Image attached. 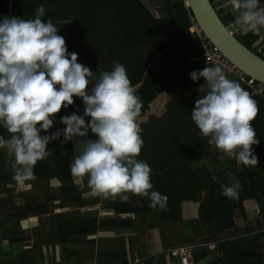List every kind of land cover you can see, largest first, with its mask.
<instances>
[{"label":"crops","instance_id":"crops-1","mask_svg":"<svg viewBox=\"0 0 264 264\" xmlns=\"http://www.w3.org/2000/svg\"><path fill=\"white\" fill-rule=\"evenodd\" d=\"M85 1L88 0H20L16 4L27 6V10L30 6V16L36 19L56 12L53 21L65 30L74 24L76 13L72 8ZM138 3L155 19L162 20L169 17L170 8L175 12L176 0H138ZM9 6L12 7L9 0H0V264H181L172 251L184 246H194L189 254L193 264H264V166L252 169L246 178L238 171L249 150L236 158L242 147L248 112L240 108L221 116L225 121L231 113L229 122L228 119L224 122L231 140L211 150L204 162L191 166L199 178H211L225 171L226 160L235 159L231 169L228 165L227 228L217 227L214 221L218 219V212L209 189L204 187L201 200H185L183 187L187 176L184 171H178L175 179L179 184L160 187L164 193L153 179L159 172L151 166L134 165L133 159L128 160L127 166L113 171L103 168L99 175L75 173L74 184L85 201L80 205L70 188L55 174V165L45 152L50 134L43 133V129L55 134L71 127L57 115L60 105L55 107L54 99L49 105L46 99L43 106L39 101L40 87L45 85L50 90L46 74L42 76L48 70L47 58L50 54L55 57L58 51L51 48V34H43L47 28L43 24L27 27L22 32L25 22L22 8L15 11L13 20L19 24L14 26L20 31L13 32V11H9ZM246 24L241 26H245L243 30L240 27L235 32L245 38L255 31L258 38L252 46L259 50L264 41V25ZM156 38L163 40V37L159 34L150 40L160 46L154 42ZM88 46V42L79 39L69 54L86 63ZM196 46L201 54L200 39ZM64 56L65 62L60 67L73 73L69 58ZM114 63L120 70L124 66V63ZM193 63L202 67L201 73L189 78L194 94L223 80L212 68ZM203 71L207 74L200 77ZM204 83L208 84L206 88ZM199 86L204 88L198 89ZM252 97L258 98L253 94ZM119 98L123 102L120 103L122 122L125 102L121 94ZM171 102L172 96L162 85L160 94L139 119V124L148 122L150 116L163 118ZM115 120L117 123L119 119L115 116ZM128 123L132 127V122H124ZM260 125L264 130V118ZM23 145L31 151L18 149ZM35 156L39 163L42 158L45 174L35 175L28 164ZM232 174L235 184L230 181ZM161 175L165 176L166 172ZM233 190H239L244 199L234 200ZM117 203L134 204L135 209L124 211L121 205L119 209L123 211H119L114 207Z\"/></svg>","mask_w":264,"mask_h":264},{"label":"trees","instance_id":"trees-1","mask_svg":"<svg viewBox=\"0 0 264 264\" xmlns=\"http://www.w3.org/2000/svg\"><path fill=\"white\" fill-rule=\"evenodd\" d=\"M16 2H13L11 8L9 6V11H13L11 30L15 33L20 31L16 27L19 24L13 20L15 11L22 8L25 12L22 32L27 27L43 24L47 27L43 34H51V48L58 51L55 57L50 54L47 58L48 70L42 76L46 74L45 80L50 90L59 93L61 104L57 115L71 124V127L55 134L43 129V133L50 134L45 152L55 165V174L61 178L65 187L70 188L77 202L80 205L85 203L74 184L75 173L82 176L99 175L103 168L113 171L127 166L128 160L133 159L134 165L151 166L154 167L153 171L159 172L153 178L157 180L155 185L159 188L177 186L179 183L175 173L184 171L187 176L183 187L185 200H201L204 187L209 189L211 197L216 200L218 212V219L214 218V221L217 227L223 225L227 228L230 208L228 165L231 169L235 159L226 160L225 171L211 178H199L191 166L204 162L211 150L219 149L231 140L221 116L240 108L248 112V119L241 137L242 147L236 158L246 149L249 152L243 157L242 169L238 174L249 178L252 169L262 164L264 166V130L260 125L264 118V97L254 99L249 87L231 77H223L219 83L200 94L193 93V84L189 78L201 72L202 67L191 61L192 57L200 54L196 46L199 37L190 31L194 26V17L185 1L176 0L175 12L170 8L168 18L157 20L138 0H88L72 8L76 13L74 24L65 30L53 21L56 12L42 14L40 19H36L30 16V6L27 10V6H19ZM159 34L163 37V44L156 46L150 40ZM58 36L63 38L54 39ZM257 38L255 31L245 38L238 37L245 46L260 55L252 46ZM79 39L89 44L86 63H81L69 54ZM64 55L69 58L70 66L75 71L76 76L73 78L60 67L65 62ZM106 60L124 63V66L120 70L113 64H107ZM169 60L175 63L173 72L165 65ZM83 77H86L87 83H94L95 87L91 95L78 97L73 90V83ZM162 85L172 96L168 112L161 119L150 116L148 122L139 124V119L146 115L150 104L160 94ZM120 94L125 102L123 121L132 122V131L128 132L122 123L116 143L102 149L101 133L109 131L116 123L112 104ZM251 113L252 117L248 115ZM76 138L81 139L83 147L77 159ZM18 149L31 151L26 145ZM32 159L34 161L23 160H28L35 175L45 174L42 158L41 163L36 156ZM163 171L166 172L165 176L161 175ZM235 180L232 174L231 183L235 184ZM160 191L165 193L163 189ZM233 192L234 200L244 199L239 190ZM121 205L125 207L124 211L135 209V205L129 203H117L114 207L123 211L119 209Z\"/></svg>","mask_w":264,"mask_h":264},{"label":"water","instance_id":"water-1","mask_svg":"<svg viewBox=\"0 0 264 264\" xmlns=\"http://www.w3.org/2000/svg\"><path fill=\"white\" fill-rule=\"evenodd\" d=\"M202 34L246 76L264 85V58L245 46L235 30L263 11L264 0H184ZM223 13L234 26L226 25ZM246 16V17H245ZM264 56V48L260 52Z\"/></svg>","mask_w":264,"mask_h":264},{"label":"built area","instance_id":"built-area-1","mask_svg":"<svg viewBox=\"0 0 264 264\" xmlns=\"http://www.w3.org/2000/svg\"><path fill=\"white\" fill-rule=\"evenodd\" d=\"M17 0H9V4L13 5V2ZM194 26L190 28L192 34L197 33L199 39L202 42L203 52L198 57H193L192 62H199L201 65L212 68L216 71L217 77H235L249 87L252 94L255 97H264V85L257 82L255 79L246 76L241 70H239L234 64L228 61L217 48H215L211 42L202 34L198 28L195 20L193 19ZM264 45V44H263ZM259 46V51L263 47ZM194 246H184L177 248L172 253L179 257L181 264H193L190 261V250Z\"/></svg>","mask_w":264,"mask_h":264},{"label":"rangeland","instance_id":"rangeland-1","mask_svg":"<svg viewBox=\"0 0 264 264\" xmlns=\"http://www.w3.org/2000/svg\"><path fill=\"white\" fill-rule=\"evenodd\" d=\"M258 23L260 25H261V23L264 25V20H259ZM154 42L156 44H158V45H162L163 44L162 38H156V39H154ZM81 56H82V58L85 57L84 54H82ZM106 63L109 64V65L110 64H115L112 60H110V61L106 60ZM166 66L168 68H170V70L175 69V63H174L173 60L167 61ZM85 70H86V68H85ZM80 71H83V70H80ZM88 72H90V71H88ZM206 74L207 73H205L203 71V73H202V75L200 77H205ZM208 74H209V72H208ZM75 76H73V77H75ZM199 84L202 85L201 83H199ZM204 84H205V86L204 85L203 86L206 88L208 86V84L207 83H204ZM43 86H44V88L40 87V90H41V93H42L41 97L39 99L40 104L42 106L45 105L46 99L48 101V105H49V103L53 104L51 102V100L54 99V102H55L54 106L56 107V106L60 105L61 104V97H60L59 93L49 90L45 85H43ZM203 86H199L198 89L204 88ZM93 88H94V84L87 83L86 77H83L81 80H75V82L73 83V90L77 94L78 97H82V96L84 97V96L91 95L92 92H93ZM45 92H46V96H45ZM47 95H49V97ZM114 101L115 102L112 104L113 112H114V115L119 120H118V122L116 124H114L110 128L109 131H105V133L102 134V137L100 138V142H101L100 145H101L102 149H105V148H107L109 146H112V145H114L116 143V141H117L116 138L119 137V132H118L119 131V127L118 126H119V124L124 123L123 120L121 122V118H120L121 117V114H120V110L121 109L120 108L122 107L123 102L121 101V99L119 97H118L117 100H114ZM121 102H122V104L120 105ZM54 106L53 105L50 106V107H52V110H55ZM230 117H231V113L228 114V116L225 117V121H226V119H228L227 121L229 122ZM225 121L223 120L222 122L224 123ZM125 128L128 131H132L131 124H129V123L125 124ZM75 144H76V152H77L76 159H77V158H80V156L82 154V151H83V147H82V144H81V139L80 138H76Z\"/></svg>","mask_w":264,"mask_h":264},{"label":"clouds","instance_id":"clouds-1","mask_svg":"<svg viewBox=\"0 0 264 264\" xmlns=\"http://www.w3.org/2000/svg\"><path fill=\"white\" fill-rule=\"evenodd\" d=\"M255 2H258L259 3V1L258 0H255ZM257 3V4H258ZM254 5H256V4H254ZM263 7V11L259 14V15H257V16H254V15H248V16H250L251 18H250V21L249 22H247V24L246 25H253L255 22H257L258 23V21L259 20H264V5L262 6ZM246 17V16H245ZM245 28V26H243V27H241V30H243ZM257 27H255V29H256ZM237 35V34H236ZM238 37V36H237ZM264 44V41L260 44V45H263ZM264 48V45H263V47L260 49V51L259 50H257V52L264 58V56L260 53L261 52V50ZM75 71H73V73H70L69 75L71 76V77H73V76H75V73H74ZM221 78H223V77H221Z\"/></svg>","mask_w":264,"mask_h":264},{"label":"flooded vegetation","instance_id":"flooded-vegetation-1","mask_svg":"<svg viewBox=\"0 0 264 264\" xmlns=\"http://www.w3.org/2000/svg\"><path fill=\"white\" fill-rule=\"evenodd\" d=\"M213 1H215V0H212V2H213ZM253 1H254V0H253ZM221 17H222L223 21L226 23V25H230L231 22H229V21L227 20V17H226V14H225V13H223V15H222ZM224 19H225L226 21H225ZM234 23H235V22H234ZM232 25H234V24H231V26H232Z\"/></svg>","mask_w":264,"mask_h":264},{"label":"bare ground","instance_id":"bare-ground-1","mask_svg":"<svg viewBox=\"0 0 264 264\" xmlns=\"http://www.w3.org/2000/svg\"><path fill=\"white\" fill-rule=\"evenodd\" d=\"M225 20V19H224ZM226 21V20H225Z\"/></svg>","mask_w":264,"mask_h":264}]
</instances>
